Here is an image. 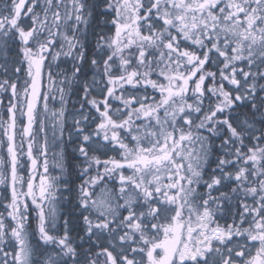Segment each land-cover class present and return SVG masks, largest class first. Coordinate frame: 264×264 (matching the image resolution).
I'll return each instance as SVG.
<instances>
[{"label":"snow or ice","instance_id":"1","mask_svg":"<svg viewBox=\"0 0 264 264\" xmlns=\"http://www.w3.org/2000/svg\"><path fill=\"white\" fill-rule=\"evenodd\" d=\"M0 264H264V0H0Z\"/></svg>","mask_w":264,"mask_h":264}]
</instances>
